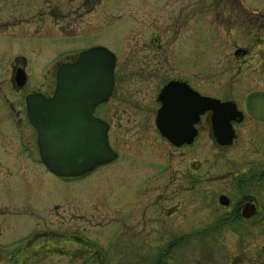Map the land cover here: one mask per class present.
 <instances>
[{
	"label": "rangeland",
	"instance_id": "rangeland-1",
	"mask_svg": "<svg viewBox=\"0 0 264 264\" xmlns=\"http://www.w3.org/2000/svg\"><path fill=\"white\" fill-rule=\"evenodd\" d=\"M104 2L107 4L100 6L104 11L113 8L115 16L121 18L115 27L118 29L116 44L119 52L116 53L114 89L117 94L111 105L112 118L109 117L114 123L112 141L119 160L83 178L68 181L46 172L35 155V135L26 128L18 138L12 129L14 122L22 116L17 115L19 111L6 110H10L9 104L15 107L22 99L12 92L10 63L17 55L26 57L29 65L24 89H38L46 82L43 79L46 65L37 60L48 52V48L43 34L40 41H15L14 36L18 33L0 32V248L9 252L19 249L32 234L65 233L83 237L105 255L112 243L116 246L117 241L111 237L125 231L123 224L126 223L130 237L121 256L123 264L129 261L130 264H157V247L164 249L172 238L186 237L189 233L195 234L194 239L181 240L174 255L163 257L165 264H222L226 260L224 257L222 261V257L215 254L210 261L209 255H205L200 234L202 208L188 202L184 192V175L181 173L188 161L183 156L185 151L171 155L170 149L158 139L152 126L154 112L146 111L140 104L142 95L121 93L150 91L154 94L170 79L185 80L196 91L233 100L243 91H264V0ZM140 7H143L141 13L145 7L160 9L163 30L175 21L179 25L178 39H171L172 31L167 38L170 45H164L163 53L171 56L168 62L150 64L148 69L143 68L144 64L126 61L134 43L129 34L138 31L137 24L141 23L140 14L134 16ZM32 33L26 32L27 35ZM33 45L35 52L30 49ZM75 46L79 47V44ZM241 49L246 50L248 56L238 61L237 53ZM50 66L53 65L48 66L51 71ZM128 97L131 101H124ZM22 124L26 123L23 121ZM150 142H154L153 146ZM204 146L209 144L198 143L196 152ZM176 178L178 193L174 195ZM145 189L147 193L142 196ZM155 201L158 202L156 207ZM176 203L180 205L178 213L166 217L165 212ZM143 207L146 222L140 224ZM159 209L163 215L158 214ZM97 223H100L99 227ZM143 242L147 245L140 252L144 248ZM72 250L67 248L68 253ZM227 258L230 259V255Z\"/></svg>",
	"mask_w": 264,
	"mask_h": 264
},
{
	"label": "flooded vegetation",
	"instance_id": "flooded-vegetation-1",
	"mask_svg": "<svg viewBox=\"0 0 264 264\" xmlns=\"http://www.w3.org/2000/svg\"><path fill=\"white\" fill-rule=\"evenodd\" d=\"M104 1L0 0V32L18 33L14 36L15 41L31 39L40 41V36L43 34V40L48 48V52L37 60L46 65V72L43 75L46 82L41 83L38 89L30 91L24 89L27 85V67L29 65L26 57L17 55L14 57L13 63H10L9 79L12 92L22 99V102L15 107L9 104L10 110L6 111H19L17 115L21 114L22 118L14 122L12 129L16 131L14 132L18 138L23 129L31 130L35 135L36 147L37 133L27 118L26 98L34 95H40L45 99L50 98L55 90L58 69L64 64L75 63L82 52L93 48H103L114 56L113 89L107 100L95 106L92 116L106 126L107 145L116 158L107 164L96 167L91 171L92 173L99 168L113 165L119 160V154L115 151L112 141L115 134L114 123L109 117L112 118L111 105L117 94L114 89L118 63L116 53L119 52L116 44L117 28L115 27L120 24L121 18L120 15L115 16L113 8L104 11L100 7L107 4ZM151 1L154 4L157 3L156 0ZM142 8L140 7L134 14V16L140 14L142 18L141 23L137 24L138 31L134 30L135 32L129 34L134 43L131 50L127 45L129 55L126 57V61L130 64H144L143 68L147 67L148 69L150 64L168 62L167 60L171 56L163 53L164 45H170L167 38L172 31L174 34L171 39H178L179 25L175 21L171 27L163 30L160 9L153 10L145 7L146 10L144 9L141 13ZM133 20L135 19L133 18ZM182 26L180 30H182ZM28 31L33 33L27 35ZM97 38L100 39L95 40ZM92 40L95 42H91ZM76 43L79 44V47L75 46ZM35 45L30 46L31 52L36 51ZM242 53L244 54L242 55ZM247 53L243 49L238 51V61L247 58ZM256 59L259 61L260 58L256 56ZM49 64L53 65V67L50 66V68L52 67L51 71L48 69ZM154 69L156 68L154 67ZM19 73L25 79V84L21 88L16 87L13 82ZM171 81L187 84L193 90L190 91L193 94L188 93L189 91H181V94L180 91H172L163 95L161 89ZM243 92L235 100L213 97L204 91L194 90L185 80L170 79L154 94H150V91H122L121 93V95L128 93L130 96L142 95L141 102L143 104H140L146 111L154 112L152 126L160 137L157 136L158 139L166 148L170 149L171 155H179L180 150L185 151L182 153L188 161L185 163L184 173H181L184 175V192L188 195H186L189 199L188 202H191L195 207L202 208L203 229L200 234L203 237L201 239L204 242L205 255H209L210 261L215 254L221 256L222 261L224 257L226 260L222 264H264V91ZM195 93L201 98H212L221 103L233 104L235 113L230 115L233 116L230 121L234 135L232 144L222 146L217 143L212 128L213 113L210 110L200 113L195 121ZM118 95L120 96V94ZM129 98L124 101H131ZM145 101L146 103H144ZM178 101L186 102V108L184 105L175 107V103ZM166 102L170 109L184 108L188 110L187 118L188 121H193L192 128L194 130V136L190 143L174 146L157 130L155 123L157 112ZM23 121L26 123L25 125L22 124ZM198 143H208L209 146L201 147L199 150H202V153L199 150L196 152L195 148ZM150 144L153 146L154 142H150ZM35 155L38 157L39 164L46 172L50 173L40 161L38 148ZM31 156L34 159L35 156ZM160 176L158 175L157 178ZM175 183L176 186L172 193L177 195V178ZM160 187L161 185L158 188ZM143 193L142 196H145L147 190H143ZM156 201L154 202L155 207L158 203ZM179 207L180 205L178 206L176 203L170 211L165 212V216L170 218L178 213ZM141 211L140 224H144L146 222L145 208L143 207ZM158 214L163 215V212L159 209ZM98 224L100 223H97V227H99ZM125 224H123L125 231L118 232L111 237L113 241H117L116 246L120 244L121 247L117 248L115 243H112V247L107 248L105 255L100 254L83 237L73 234L67 236L65 233L50 236L49 233L43 232L27 237L19 249H12L9 252L0 248L2 251L0 252V264H123L120 261L121 256L127 247L126 240L130 237L129 227H126ZM194 236V233H189L186 237L172 238L164 249L157 247L158 249H155V252L158 250L157 264L164 262L163 257L174 255L175 251L179 249L178 246L181 245V240L186 238L189 242L194 239ZM143 244L144 248L140 252L145 250L147 242H143ZM68 247L73 249L69 253ZM228 255H230V259L227 258ZM100 257L101 262L98 263ZM124 264H130V261Z\"/></svg>",
	"mask_w": 264,
	"mask_h": 264
},
{
	"label": "water",
	"instance_id": "water-1",
	"mask_svg": "<svg viewBox=\"0 0 264 264\" xmlns=\"http://www.w3.org/2000/svg\"><path fill=\"white\" fill-rule=\"evenodd\" d=\"M114 65V56L108 51L90 49L80 53L75 63L64 64L58 69L52 97L26 98V114L37 133L40 160L56 177L79 178L116 158L107 145L106 126L92 116L95 106L107 100L113 89ZM13 82L21 88L25 84L24 76L17 74ZM161 91L163 95L172 91L193 94L187 84L175 81ZM194 95L195 121L200 113L210 110L217 143L232 144L234 135L230 121L233 116L230 115L235 113L233 104ZM166 104L157 112V130L174 146L190 143L194 130L193 121L187 118L188 110L183 107L172 110ZM175 104V107L184 105L186 108V102Z\"/></svg>",
	"mask_w": 264,
	"mask_h": 264
},
{
	"label": "trees",
	"instance_id": "trees-1",
	"mask_svg": "<svg viewBox=\"0 0 264 264\" xmlns=\"http://www.w3.org/2000/svg\"><path fill=\"white\" fill-rule=\"evenodd\" d=\"M161 264H165V262H162Z\"/></svg>",
	"mask_w": 264,
	"mask_h": 264
}]
</instances>
